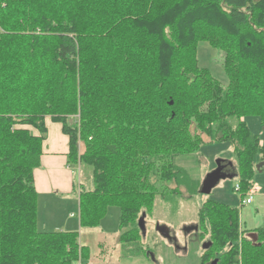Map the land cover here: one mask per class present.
Returning a JSON list of instances; mask_svg holds the SVG:
<instances>
[{"label": "trees", "instance_id": "obj_1", "mask_svg": "<svg viewBox=\"0 0 264 264\" xmlns=\"http://www.w3.org/2000/svg\"><path fill=\"white\" fill-rule=\"evenodd\" d=\"M201 41L221 53L226 85L199 64ZM48 116L68 136L67 165L91 168L79 226L115 206L124 246H141L137 220L156 198L199 192L173 160L206 142L232 145L244 197L264 162L248 123L264 124V0H0V264L88 255L79 231L38 223ZM197 221L209 237L200 264H264V225L243 229L237 207L206 200Z\"/></svg>", "mask_w": 264, "mask_h": 264}, {"label": "rangeland", "instance_id": "obj_2", "mask_svg": "<svg viewBox=\"0 0 264 264\" xmlns=\"http://www.w3.org/2000/svg\"><path fill=\"white\" fill-rule=\"evenodd\" d=\"M198 59L201 66L208 68L222 84H227L228 79L221 63L222 55L218 50L205 41H201L198 44ZM249 124L252 131L264 134V124H261L260 119L249 118ZM204 139L208 140L206 136ZM80 148L83 149L82 143H80ZM218 160L231 162V164L235 162L233 147L229 142H206L197 153L177 156L173 162L183 167L192 180L198 181L200 185L204 176L216 168ZM70 169L75 186L72 195H77L79 184H82L85 189L93 187L89 166L71 165ZM263 177L264 171L256 172L253 181L256 182L257 178L263 179ZM236 180L237 178L234 177L220 180L209 194L199 192L190 194L184 191L183 197L177 203L171 204L156 198L152 213L145 217L146 233L138 248L127 247L119 243V209L115 206L109 207L98 227L82 228L79 232L81 244L88 248L87 258L80 262L91 264H200V255L209 237L208 234L201 236L200 231L193 228L198 222V209L204 201L209 199L236 205L240 198L239 192L234 190ZM171 185L174 184L171 183ZM47 197L41 194L38 199L49 200ZM70 199L75 198L70 196ZM59 206L54 201L46 206L39 204L40 228L44 229L41 224L42 217H48L46 221L48 223L54 220H64L63 214H68L72 219L77 220L78 206L67 212L55 209ZM157 223L169 229V237H163L156 231Z\"/></svg>", "mask_w": 264, "mask_h": 264}, {"label": "crops", "instance_id": "obj_3", "mask_svg": "<svg viewBox=\"0 0 264 264\" xmlns=\"http://www.w3.org/2000/svg\"><path fill=\"white\" fill-rule=\"evenodd\" d=\"M45 124L47 127V133L43 143V152L40 156V165L33 170V178L38 197L42 194L48 196L47 198H49V200L38 199V212L39 204L46 206V204L51 203L52 201L60 205L55 209H61L67 212L70 209L78 206L79 201V185L77 195H72L75 186L71 169L67 165L66 153L68 150V136L62 132L61 123L52 120L51 117L48 116L45 118ZM27 128L31 129L34 134H38L37 130L29 126H27ZM255 133L260 135L261 142L264 145V134L262 132ZM222 163H226L227 172L234 178H237L235 183L236 185L238 183V177L232 168L231 162L222 160ZM263 171L264 164L258 169L255 166V173H261ZM257 181H253L252 185L249 187V189L251 187L256 189V191L253 193V198L250 203L242 204L239 198V202L236 203V205H232L237 207L239 210V221L243 229H255L264 225V177L263 179L257 178ZM63 195H65V198H63ZM70 196L75 199H70ZM63 215L64 220H54L51 221L52 223L46 222L49 219L48 217H42V227H44V229H50L51 227L50 230L81 231L82 228L79 226L78 217L76 220L74 218L72 219L68 214Z\"/></svg>", "mask_w": 264, "mask_h": 264}, {"label": "water", "instance_id": "obj_4", "mask_svg": "<svg viewBox=\"0 0 264 264\" xmlns=\"http://www.w3.org/2000/svg\"><path fill=\"white\" fill-rule=\"evenodd\" d=\"M172 103V102H170ZM264 162H260L256 165V168L258 169L261 165H263ZM226 163H222V160H218L216 168H214L212 171L208 172L203 180L201 181L199 193L203 194H209L211 190L219 183L220 180L226 179V178H232L233 176L229 174L226 170ZM145 217L146 213L142 212L140 217L137 220V225L139 230L141 231L142 236H145L146 233V227H145ZM195 230L198 229V225L193 226ZM156 231L163 237H169V229L165 225L156 224L155 226ZM190 229V228H189ZM209 242H207L204 245V248L208 246Z\"/></svg>", "mask_w": 264, "mask_h": 264}, {"label": "built area", "instance_id": "obj_5", "mask_svg": "<svg viewBox=\"0 0 264 264\" xmlns=\"http://www.w3.org/2000/svg\"><path fill=\"white\" fill-rule=\"evenodd\" d=\"M235 191H239V185L236 184L234 187ZM256 191V189L254 187H251L250 189H248V192L245 194L244 197H240V201L242 204H247L250 203L252 201L253 198V193ZM79 264H91L90 262H83V263H79Z\"/></svg>", "mask_w": 264, "mask_h": 264}, {"label": "flooded vegetation", "instance_id": "obj_6", "mask_svg": "<svg viewBox=\"0 0 264 264\" xmlns=\"http://www.w3.org/2000/svg\"><path fill=\"white\" fill-rule=\"evenodd\" d=\"M227 168L225 167V170H226Z\"/></svg>", "mask_w": 264, "mask_h": 264}]
</instances>
